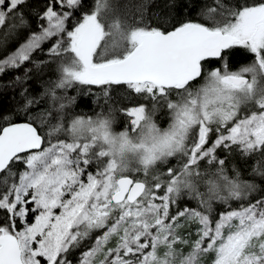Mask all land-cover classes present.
<instances>
[{"label":"snow or ice","instance_id":"obj_1","mask_svg":"<svg viewBox=\"0 0 264 264\" xmlns=\"http://www.w3.org/2000/svg\"><path fill=\"white\" fill-rule=\"evenodd\" d=\"M149 7L0 0V264H264V0Z\"/></svg>","mask_w":264,"mask_h":264},{"label":"trees","instance_id":"obj_2","mask_svg":"<svg viewBox=\"0 0 264 264\" xmlns=\"http://www.w3.org/2000/svg\"><path fill=\"white\" fill-rule=\"evenodd\" d=\"M44 0H31V3L34 6L37 7H42L43 6ZM90 3H92V0H89ZM120 3H129L133 6H137L140 3L143 2V0H119ZM167 0H149L150 7H149V14L151 13H160V12H167L168 9L165 8ZM251 57L241 54L238 55L235 58L234 63L236 65H239L241 63H247L250 62ZM7 79V78H6ZM35 79V77H34ZM29 85L33 88L37 87V84L34 83L33 81H29ZM69 95H75L78 98V106L75 108V111L77 113H86V114H91L93 111L97 110L95 99L97 96L100 95L98 90H94V94L90 95L87 93H80L75 90H70ZM118 96H122L123 93H117ZM18 102H20V97L18 95L13 98V93L11 89L9 90H3L0 89V108L4 110H10L13 108ZM123 102H127L126 100ZM157 123H162L163 120V113H160L156 116ZM116 127H122L119 123L116 125ZM232 164H235L237 167H243L242 161L237 158L236 161H230V166ZM243 175L245 177H248L250 175V172L248 170H245ZM259 182V181H258Z\"/></svg>","mask_w":264,"mask_h":264},{"label":"rangeland","instance_id":"obj_3","mask_svg":"<svg viewBox=\"0 0 264 264\" xmlns=\"http://www.w3.org/2000/svg\"><path fill=\"white\" fill-rule=\"evenodd\" d=\"M184 251H185V252H187V251H188V249L185 247V248H184Z\"/></svg>","mask_w":264,"mask_h":264}]
</instances>
